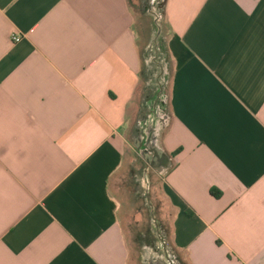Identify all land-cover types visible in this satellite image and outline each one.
Instances as JSON below:
<instances>
[{"label":"crops","instance_id":"crops-1","mask_svg":"<svg viewBox=\"0 0 264 264\" xmlns=\"http://www.w3.org/2000/svg\"><path fill=\"white\" fill-rule=\"evenodd\" d=\"M138 18L0 0V264H264V0Z\"/></svg>","mask_w":264,"mask_h":264},{"label":"rangeland","instance_id":"rangeland-1","mask_svg":"<svg viewBox=\"0 0 264 264\" xmlns=\"http://www.w3.org/2000/svg\"><path fill=\"white\" fill-rule=\"evenodd\" d=\"M131 2L134 5V9H135V11H137L138 16H139L138 25L140 26V31L143 32L146 36V39L150 41L149 48L150 49L153 48L155 50L154 53H157L158 52V50H157L158 45H156L155 43H157V44H158V42L163 43L162 42L163 39L161 38V37H163V35L160 37V35H161L160 34L158 36L156 42L152 41L155 39L156 35H158L157 34L158 28L156 26L154 17L152 15H150L145 8H143L142 3H140V0H131ZM147 15H149L150 17H148ZM162 28H163V30H165V24L164 23H163ZM162 52L160 51L161 56L163 54ZM160 59H162V57ZM136 158H138V157H136ZM148 219H149V217H148L147 209H145V214H144L145 225L142 228L143 230L140 228L139 230H141V231H138L135 235V241L137 243L138 250L143 256H145L143 247L148 246L153 241L151 238H153V235H155L154 228L151 227ZM142 237H144V240ZM137 264H141V260L139 259V257H138Z\"/></svg>","mask_w":264,"mask_h":264},{"label":"water","instance_id":"water-1","mask_svg":"<svg viewBox=\"0 0 264 264\" xmlns=\"http://www.w3.org/2000/svg\"><path fill=\"white\" fill-rule=\"evenodd\" d=\"M144 8L147 12L154 17L156 26L158 28V35H156L154 41L156 42L158 36L162 33L163 26V11L157 7V0H143ZM157 44V43H155ZM158 255V254H157ZM143 264H184L179 261L177 257L171 254H166L165 256L154 257L153 254L143 259Z\"/></svg>","mask_w":264,"mask_h":264},{"label":"built area","instance_id":"built-area-1","mask_svg":"<svg viewBox=\"0 0 264 264\" xmlns=\"http://www.w3.org/2000/svg\"><path fill=\"white\" fill-rule=\"evenodd\" d=\"M14 42H19L21 40L20 36L13 35Z\"/></svg>","mask_w":264,"mask_h":264},{"label":"trees","instance_id":"trees-1","mask_svg":"<svg viewBox=\"0 0 264 264\" xmlns=\"http://www.w3.org/2000/svg\"><path fill=\"white\" fill-rule=\"evenodd\" d=\"M164 3H165V0H162V1L160 2V7H159V9L162 10V11H163V8H164ZM216 196H218V195L216 194Z\"/></svg>","mask_w":264,"mask_h":264},{"label":"flooded vegetation","instance_id":"flooded-vegetation-1","mask_svg":"<svg viewBox=\"0 0 264 264\" xmlns=\"http://www.w3.org/2000/svg\"><path fill=\"white\" fill-rule=\"evenodd\" d=\"M162 0H157V7L159 8L160 7V2H161ZM153 49V48H152ZM149 50H151L150 48H149ZM154 50V49H153ZM154 52H155V50H154ZM151 54V53H150Z\"/></svg>","mask_w":264,"mask_h":264}]
</instances>
